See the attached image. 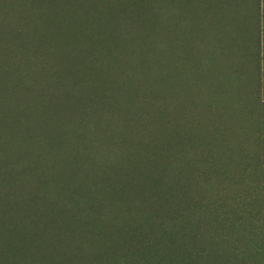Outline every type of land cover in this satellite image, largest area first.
<instances>
[{"label": "rangeland", "instance_id": "rangeland-1", "mask_svg": "<svg viewBox=\"0 0 264 264\" xmlns=\"http://www.w3.org/2000/svg\"><path fill=\"white\" fill-rule=\"evenodd\" d=\"M248 2L0 0V264H264ZM87 109L108 116L104 153H52L73 173L64 213L44 211L26 135L62 147Z\"/></svg>", "mask_w": 264, "mask_h": 264}, {"label": "trees", "instance_id": "trees-1", "mask_svg": "<svg viewBox=\"0 0 264 264\" xmlns=\"http://www.w3.org/2000/svg\"><path fill=\"white\" fill-rule=\"evenodd\" d=\"M248 6L252 8L250 10L253 16V20H251L250 25L251 28L248 27V29H250L248 31L251 32V36L253 39L252 41H249V39L247 41V38H244V43H254V50L257 48L258 51V53H254L256 54L255 68L257 72V79L254 83L257 89L256 96L258 100L263 99L262 103L264 104V0H251L250 4L248 2ZM73 72H80V69H74ZM66 80H69V78H66ZM66 85L72 92L76 93L75 95H77L79 87L76 80H71V82H68ZM39 103L44 102L39 101ZM39 103L36 106L38 108ZM87 112L88 113L86 114V119L80 120L81 122L76 123L74 127L70 128L71 130L69 128L66 129L65 127H63L65 130L62 131V147H55L53 144L49 143L48 138L42 135L43 133L41 132V130H31L32 132L29 131L26 135L29 139V148L33 149L30 151H33L36 154H44V156L40 158H43L41 159V161L43 162V165L45 167L43 168L45 169V172L38 173V185H42V193L40 194V198L38 197V206L42 207L44 211H46V208H48L49 212H54L57 215L64 213V198L58 197V188L56 187V184L58 183L57 173H60V170L63 173L64 171H66L65 173H67V175L69 176H72L73 173L72 168H63V156H61L62 154H57L58 157H62L60 158V161L57 157L51 155L52 153H54L55 151H62L63 154H72V151L70 149L73 150L76 144L79 142L80 147L78 152L74 151L75 155H70L68 158V160H72V163L69 166H74L75 163L79 160V153L90 154L93 148L94 150H98L97 154L104 153V147L107 145L106 140H108V137L105 135V129L109 127L111 128L110 123H108V116L104 113L100 114L99 112L92 113L89 109H87ZM50 121L51 120L45 119V122ZM47 125L48 127L53 128L55 124H51L50 122L47 123ZM23 144L25 145V143L19 141L17 147L20 148ZM101 149L102 151L101 153H99ZM46 163H51L54 166H56V164H59V171L55 172L57 170L48 168L53 174L48 173L46 170ZM99 163L101 164L100 167L104 168L105 170H109L112 164L111 160H109V158L107 157L100 159ZM68 182H70L69 179ZM21 184V182H17V185L21 186ZM89 197L93 198V192L89 193ZM74 200L76 203L75 206H80L79 204L82 202V200ZM72 203L73 198L67 201L66 207L72 205Z\"/></svg>", "mask_w": 264, "mask_h": 264}]
</instances>
